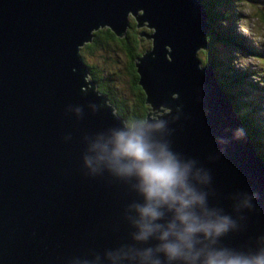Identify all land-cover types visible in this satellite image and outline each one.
Segmentation results:
<instances>
[{"label": "water", "instance_id": "water-1", "mask_svg": "<svg viewBox=\"0 0 264 264\" xmlns=\"http://www.w3.org/2000/svg\"><path fill=\"white\" fill-rule=\"evenodd\" d=\"M130 17L151 30L135 62L149 113L132 124L235 221L210 247L264 249V161L213 67H201L203 0H0V264H129L109 254L133 243L139 180L117 176L94 149L110 154L127 123L80 52L100 29L123 39Z\"/></svg>", "mask_w": 264, "mask_h": 264}, {"label": "clouds", "instance_id": "clouds-1", "mask_svg": "<svg viewBox=\"0 0 264 264\" xmlns=\"http://www.w3.org/2000/svg\"><path fill=\"white\" fill-rule=\"evenodd\" d=\"M163 127V125H157ZM108 144H96L109 170L119 177L135 176L143 203H133L127 219L133 229L132 244L109 254V259L129 264H264V249L254 255L227 247H210L235 229L231 216L209 205L207 194L189 182L190 167L181 165L166 150L154 151L143 125H125ZM238 138L244 135L241 129ZM90 165L91 161H87ZM250 206V205H246ZM142 245L143 247H136Z\"/></svg>", "mask_w": 264, "mask_h": 264}, {"label": "trees", "instance_id": "trees-1", "mask_svg": "<svg viewBox=\"0 0 264 264\" xmlns=\"http://www.w3.org/2000/svg\"><path fill=\"white\" fill-rule=\"evenodd\" d=\"M203 5L207 10L209 25L211 28L207 38L209 48L204 52L206 58L205 66L211 65L214 68L218 82L221 83L224 93L232 103L239 119L243 122L244 131L253 142L260 157L264 160V107L261 101H248V98L251 96L247 91L257 89L258 87L246 83L249 79V72L246 70L238 71L235 69L231 56L225 58L216 52L217 46L221 44H231L232 46L238 45L237 47L240 48L245 47L246 50L243 49L245 51H248L250 48L246 44V40H243L242 42L238 35L233 33L228 35L224 34V32H222L224 37L220 38L218 35V29L221 28V24H224L228 20L234 19V22L237 20L236 13H234L233 10V0H203ZM135 24V19L130 17L131 27L128 30L126 37L123 39H118L109 29L99 30L94 33L93 41L85 45L81 50L93 54L97 48L105 47L106 45L121 44L123 47L122 50L126 53L128 52L130 54V60L134 61L138 56L142 55L141 53H144L139 50L136 52L138 39L136 32L134 31L136 27ZM252 50L253 48L249 49V53L252 54ZM83 51L80 52V55L84 61ZM254 55L257 56V54ZM88 68L90 71V78L97 84V90L109 97V103L115 107L116 113L123 118L127 124H132L134 122L142 124L146 120L149 108L145 104V94L142 88L138 85L139 77L136 74L133 62L130 65V69L128 67L127 70L129 89L132 91L134 97L126 104L124 103L125 101L118 102L112 97L108 80L104 79L102 75L99 74L100 72L97 68L93 66H89ZM228 71H231V73ZM240 87H243L246 92H237L236 88ZM235 92H237V94ZM135 94L137 95V98H135Z\"/></svg>", "mask_w": 264, "mask_h": 264}, {"label": "rangeland", "instance_id": "rangeland-1", "mask_svg": "<svg viewBox=\"0 0 264 264\" xmlns=\"http://www.w3.org/2000/svg\"><path fill=\"white\" fill-rule=\"evenodd\" d=\"M233 4V10L234 13H236L237 20L234 22V19H232L221 24V28H219L221 31L218 29V35L220 38L224 37V34L230 35L233 33L238 35L242 42L246 40V44L250 47L249 49L253 48L252 52L257 54V56L253 53H249V49L245 51V47L240 48L237 47L238 45L232 46L231 44L218 45L216 52L225 58L231 56L233 59V66L238 71L246 70L249 72V79L246 83L256 85L258 88L247 90L251 96L248 98V101H261L264 107V0H233ZM134 31L138 39L136 52L139 50L145 53L150 50L148 38L145 36L142 38L141 34L145 33L148 35L151 33V30L145 29V26L142 28H137L136 26ZM222 32H224V34ZM122 48L121 44H112L97 48L93 54L87 53V51H81L84 52L83 57L85 64L97 68L100 72L99 74H101L104 79L108 80L112 97L118 102L125 101L124 103L126 104L134 97L132 91L129 89L127 68L129 67L130 69L132 62L135 65L136 59L134 61L130 60V54L128 52L126 53ZM198 57L202 62L201 67H204L206 59L205 53L200 51ZM228 72L231 73V71ZM236 91L246 92L243 87L236 88ZM237 92L235 93L237 94ZM135 98H137L136 94ZM241 123L243 125L242 121Z\"/></svg>", "mask_w": 264, "mask_h": 264}, {"label": "bare ground", "instance_id": "bare-ground-1", "mask_svg": "<svg viewBox=\"0 0 264 264\" xmlns=\"http://www.w3.org/2000/svg\"><path fill=\"white\" fill-rule=\"evenodd\" d=\"M214 69V68H213ZM134 78V77H133ZM132 80V79H131ZM134 86V85H133Z\"/></svg>", "mask_w": 264, "mask_h": 264}, {"label": "flooded vegetation", "instance_id": "flooded-vegetation-1", "mask_svg": "<svg viewBox=\"0 0 264 264\" xmlns=\"http://www.w3.org/2000/svg\"><path fill=\"white\" fill-rule=\"evenodd\" d=\"M143 38V37H142ZM137 96V95H136Z\"/></svg>", "mask_w": 264, "mask_h": 264}]
</instances>
